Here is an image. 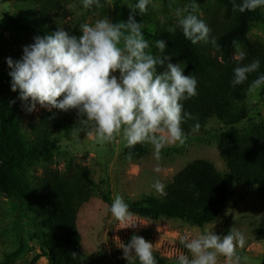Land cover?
Here are the masks:
<instances>
[{"label":"trees","instance_id":"obj_1","mask_svg":"<svg viewBox=\"0 0 264 264\" xmlns=\"http://www.w3.org/2000/svg\"><path fill=\"white\" fill-rule=\"evenodd\" d=\"M9 1L14 0H4ZM24 1L29 2L25 10L2 19L0 27L27 38L31 44L35 37H44L58 30V18L62 12L58 0ZM213 1L215 6L209 10L206 23L218 44L228 46L226 56H220L210 43L193 45L179 29L175 33L166 31L171 24L165 25L151 39L154 44L160 39L168 42L166 55L181 53L185 75L191 74L198 80V95L184 102L185 111L195 116L201 125L195 134L203 133L213 119L225 128L217 137V150L226 174L219 173L204 160L189 163L167 185L166 195L127 202L134 215L142 219L178 220L203 228L220 216L229 199V183L240 188L254 187L264 196V121L243 130L236 128L248 117V88L258 73L251 74L244 84L232 87V70L236 61L230 57L232 51L235 54L233 41H238L247 53L244 63L259 58L260 72H264V44L249 39L252 24L263 23L264 15L260 8L244 13L233 12V0ZM137 22H142L143 28L158 25L155 17L137 19ZM5 68L11 71L7 64ZM13 112L0 106V189L8 199L25 208L35 227L48 236L44 252L49 264H81L84 257L78 221L82 207L90 201L95 190L89 169L77 167L70 174L63 175L45 168L40 176L28 180L5 177L24 159L42 156L59 136L69 134L77 114L75 110L60 112L52 109L42 112L27 124L26 129H22ZM195 122L188 120L184 123L185 131L189 132ZM147 152L146 144H138L133 149L125 148L124 157L140 160ZM255 239L264 242V214ZM24 249L21 240L14 252L5 255L3 264L17 259Z\"/></svg>","mask_w":264,"mask_h":264},{"label":"clouds","instance_id":"obj_2","mask_svg":"<svg viewBox=\"0 0 264 264\" xmlns=\"http://www.w3.org/2000/svg\"><path fill=\"white\" fill-rule=\"evenodd\" d=\"M85 9L100 7V0H82ZM153 0H137L130 9L144 14ZM196 4L176 8L175 21L166 31L181 30L193 45L210 43L217 51L221 46L207 23L195 14ZM264 8V0H233V12L244 13ZM81 35H70L63 27L44 37H35L25 46L19 60L8 58L11 69V91H19V99L28 112L37 105L60 112L75 110L77 119L71 134L79 142L92 137L97 143H111L117 138L128 149L149 144L156 159L168 145H184L189 134L198 133L197 118L185 111L184 102L198 95V80L185 75L181 63H170L166 55L168 42H155L157 53L145 38L142 22L130 15L126 22L113 23L109 17L79 26ZM236 66L232 70L231 86L248 81L249 93L264 88V72L260 59L244 63L247 57L238 41H233ZM166 70L161 71L165 68ZM119 75H115V73ZM196 121L189 132L183 124ZM83 135L84 139H81ZM131 159V153H129ZM159 171V169H157ZM157 193L166 195V185L156 179L152 185ZM109 211L125 228H135L134 213L125 199L117 194ZM181 244L186 251L176 257V264H242L238 249L246 244L245 234L233 227L226 235L214 229L195 230L184 237ZM127 264H158L155 247L145 238L133 235L127 244L120 243Z\"/></svg>","mask_w":264,"mask_h":264},{"label":"rangeland","instance_id":"obj_3","mask_svg":"<svg viewBox=\"0 0 264 264\" xmlns=\"http://www.w3.org/2000/svg\"><path fill=\"white\" fill-rule=\"evenodd\" d=\"M58 1L62 6L58 18L60 27L76 36L81 35V24H91L106 16L113 23L126 22L130 15H135L136 21L155 17L158 20L157 26L143 28L145 38L151 42L154 53L158 50L155 49L151 36L161 32L165 25L174 23L176 8L187 6L191 10V5L195 3V14L206 22L209 10L215 6L213 0H153L146 13L137 11L134 14L130 7L137 0H100L101 6H94L91 10L83 7L82 0ZM28 4L24 0H0V21L20 14ZM260 10L264 15V8ZM249 39L264 44V22L252 24ZM28 45L31 43L27 38L0 27V106L14 111L22 129H26L27 124L42 112L50 111L37 105L35 111L28 112L26 104L19 99V91H11V77L5 68L6 61L8 58L19 60L24 47ZM218 52L220 56H226L228 46L222 45ZM180 55H170L168 62H179L182 66L184 62ZM230 57H235L233 51ZM115 75L118 76L119 73ZM246 104L248 117L236 126L238 130L264 121V88L250 93ZM224 130L222 124L213 119L203 133L190 135L184 145L166 146L159 159L155 158L151 145L146 144L148 152L140 160H127L124 157L126 147L119 138L111 143H97L95 138L84 139L82 135L81 139L84 140L79 142L70 132L59 136L47 153L30 160L24 159L19 167L4 174L5 177L28 180L33 176H40L45 168L57 170L63 175L70 174L77 167L89 169L95 190L90 201L82 207L78 221L84 257L81 264H127L119 246L120 243L127 244L133 235L142 236L153 244L158 264H176L175 257L186 251L181 244L184 237H190L195 234V230L205 228L214 229L218 235H226L233 227L241 230L246 237L245 247L237 250L242 264H262L264 242H257L255 236L264 214V196L254 187L240 188L229 183V199L220 216L203 228L178 220H147L135 215L132 222L137 223V226L125 228L126 224L116 221L109 211L117 194L126 202H138L146 196L159 198L161 195L152 187L154 181L159 179L167 187L186 165L195 160L207 161L225 175L226 167L217 150V137ZM47 238L45 233L35 227L27 210L8 199L0 189V264L4 263L6 254L19 247L21 240L25 244L24 251L8 264H49L44 252ZM219 264H225L223 257Z\"/></svg>","mask_w":264,"mask_h":264}]
</instances>
